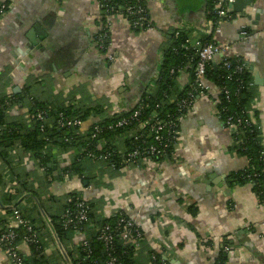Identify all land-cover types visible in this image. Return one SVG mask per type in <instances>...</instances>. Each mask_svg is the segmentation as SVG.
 I'll return each mask as SVG.
<instances>
[{"label":"crops","instance_id":"0c3cea01","mask_svg":"<svg viewBox=\"0 0 264 264\" xmlns=\"http://www.w3.org/2000/svg\"><path fill=\"white\" fill-rule=\"evenodd\" d=\"M6 2L8 10L0 17V95L20 94L31 87L29 96L52 106L75 98L86 105L99 103L109 114L129 109L153 86L160 49L171 30H189L193 38L210 32L203 17L205 0L199 1L196 14L184 11L181 16L171 12L170 0H150V16L157 29L135 35L113 19L109 49L115 61L107 74L99 67L91 72L86 69L97 66L99 55L91 43L100 30L95 0H0ZM246 14L250 20L238 14L240 21L236 15L224 22L213 40L230 45L231 53L241 55L251 71L249 108L259 113L264 146V0H254ZM33 27L37 37H43L42 43L45 38L42 49L26 48L25 35ZM63 51L69 57L76 56L77 65L58 64ZM52 53L54 60H49ZM188 79L183 72L177 83L184 86ZM217 95L211 86L181 119L176 159L172 161L143 159L137 167L113 172L101 161L87 160L82 163L85 179H80L67 176L63 170L75 151L63 154L58 159L62 165H54L53 174L46 175L29 154L14 147L10 153L12 174L27 182L30 191L20 200L17 212L36 221L46 246V264H67L62 248L76 256L74 247L82 236L71 234L61 248L49 224V217L58 214L65 198L74 192L93 205L98 219L122 212L134 222L142 234L136 264H153L148 259L150 251L164 252L170 264H212L223 237L235 247L228 252L225 264H264L263 208L250 184L227 186L228 176L245 168L247 161L232 150L231 130L216 116ZM27 97L23 106L11 109L7 121L30 123ZM3 182L0 194L9 191L10 176ZM191 206L197 209L194 215L188 211ZM0 214L5 215L4 211ZM10 225L17 226L14 221ZM17 248L23 257L30 258L28 245L22 242ZM0 264H10L2 251Z\"/></svg>","mask_w":264,"mask_h":264},{"label":"trees","instance_id":"16d2710c","mask_svg":"<svg viewBox=\"0 0 264 264\" xmlns=\"http://www.w3.org/2000/svg\"><path fill=\"white\" fill-rule=\"evenodd\" d=\"M96 1L101 5L98 9L99 20L97 21L101 31L106 30L108 24L105 7L113 6L116 9L117 6H124L127 2L131 6H140L145 9L142 26L129 29L133 34L139 35L151 27L157 29L151 20L148 13L150 10L144 0ZM210 1H205L203 15L208 26H211L217 19ZM4 4L6 6L3 12L7 11L9 6L8 2ZM114 12L108 16H114ZM128 18L130 21L136 19L133 16H128ZM106 34L103 39L105 47L109 45L111 36L108 32ZM99 35L102 36L104 33L100 32L97 36ZM167 36L165 44L160 49L161 60L157 75L153 80V86L140 94L131 108L121 110V112L109 114L108 109L103 108L99 103L86 105L75 98L68 101L67 104L47 105L29 96L31 87L20 94L0 95V188L5 186L3 178L7 176H10L13 185L12 191L6 190L0 194V213L1 211L5 213L4 216L0 214V233L14 221L13 212L18 211L20 200L30 192L26 188L27 182H20L12 174L10 153L16 146L29 154L31 161L42 168L46 175L53 174L54 165L57 167L62 165L58 163V159L63 154L75 151L72 161L64 165L63 170L67 172V176H76L80 179H85L82 163L87 160L101 161L109 170L117 172L123 167H137L143 159L160 163L168 161L174 156L180 121L190 111L195 100L205 93H201L195 83L198 56L189 45V41L193 39L191 31L174 29ZM199 40L205 42L208 37L204 34L199 37ZM94 41H96L95 37ZM95 45L97 48V44ZM100 53L104 54L105 52ZM226 62L230 64L229 67L225 66ZM236 62L232 59L209 62L205 66L204 77L218 90L216 112H220L218 118L223 122V126L227 128L224 122L228 118L237 124V129L231 132L232 150L247 161L245 168L232 172L228 176L227 186L231 188L232 186L250 184L258 204L262 205L264 203V146L258 126L259 113L257 110L249 113L252 102L251 71L246 63L241 71H236ZM183 72L189 75V79L184 86H180L177 83V78ZM25 97L29 102V116L34 115L37 111L46 112L49 124L45 125L43 130L40 129L39 123L32 119L29 120V124L7 121L11 109L23 106L22 102ZM183 100H186L187 104L190 103L185 109H182ZM135 112H138V115L132 118ZM154 114H156L155 119L160 121L164 127L159 133L161 136L159 143L155 141V133L150 129V126L155 123V119L152 117ZM60 118L78 119L83 125L89 120H94V122L88 124L85 129L82 128L83 125L81 127H60L57 125ZM123 120L126 123L119 125ZM142 123L147 125H144L143 129H138ZM149 146L155 147V151L145 155V148ZM135 151H138L139 154L135 159H132L130 154ZM106 155L107 158H104ZM33 195L35 196V194ZM75 197L82 199L79 193L69 194L63 201L61 211L49 217L51 230L60 247H63L68 241V237L73 234L71 230L63 229L61 215L69 205L68 199ZM87 204L90 209L89 225L94 227L113 226L119 215H124V213L118 212L109 218L98 219L94 214L93 205ZM196 210L192 206L188 209L191 215H194ZM19 216L33 226L36 224V221L30 220L22 212L19 213ZM126 218L128 217L126 216ZM11 228L15 233L14 244L22 243L23 238L27 236L26 229L21 225L11 226ZM37 229L39 228L37 227ZM87 231L90 230L87 229ZM141 241L142 239L139 240V244ZM89 245V254L83 252L81 247L76 250V256H72L62 247L60 253L67 264H107L110 260H114V264H136V247L125 243L119 234L115 236L112 243L113 249L110 251H106L105 247L94 237L90 239ZM209 245L213 246L212 243ZM28 246L31 256L30 258L24 257V262L26 264H46V251H44L46 246L40 239V232L38 244ZM225 248H228L229 251H233L235 248L227 237H223L218 243V251L212 264H225L229 252L224 251ZM163 253L158 254L150 251L148 259L152 260L153 264L169 263L163 257ZM86 255L88 258L84 260ZM152 257L154 258L152 259Z\"/></svg>","mask_w":264,"mask_h":264},{"label":"built area","instance_id":"2783aa9c","mask_svg":"<svg viewBox=\"0 0 264 264\" xmlns=\"http://www.w3.org/2000/svg\"><path fill=\"white\" fill-rule=\"evenodd\" d=\"M62 1V0H57ZM96 4L98 6V9L101 7L99 5L98 1H96ZM144 2L147 4V7L149 9V3L150 0H144ZM211 5L214 7V11L217 15L216 21L210 26V32L207 33L208 40L205 42H200L199 37L193 38L192 41H189V45L191 48H193L198 56V63L195 70V83L197 84V87L201 93H207L211 86L213 85L208 82L205 77V66L209 62L213 61H223L232 59L236 62V71H241L245 66V61L239 54L231 53V47L230 45L224 44L220 45L217 42L213 40V37L220 32L221 26L224 22L231 21L233 18L238 14L231 13L230 5L233 3V0H211ZM0 6V14L3 13V10L6 6V4L1 3ZM106 9V19H108V24L106 26V30L101 31V28L98 33L103 32L104 35L97 34L94 36L96 41L95 44H97V49L99 52L104 51V59L107 63L112 64L115 61V54L110 52L109 46H104L103 39L106 37V32L111 34V25L112 20L117 19L120 22L124 23L128 26V28H136L142 26V22L144 21L145 17V9L141 8L140 6H131L127 2L124 6H117L116 9L113 6L105 7ZM115 11V15L109 17L108 15H111V12ZM150 15V11L148 12ZM128 16H133L136 19L133 21H130ZM151 27L149 30H152ZM93 37V39H94ZM106 49V50H105ZM241 62V63H239ZM226 67H229L230 64L228 62L225 63ZM218 91V90H217ZM190 103L187 104L186 100L182 101V109H185L187 106H189ZM255 110H251L249 108V113L251 114ZM121 112V110L116 111ZM138 115V112H135L132 116V118H135ZM216 116H220V112H216ZM28 119L35 120L39 123L40 129L43 130L45 125L49 124V119L47 118L45 111H37L34 115L29 116L27 115ZM153 119H155L156 114H154ZM126 123L125 120H123L119 125ZM225 125L227 129L231 130L233 132L237 129V124L233 123L230 118H228L225 122ZM57 125L60 127H81L83 124L78 119H63L60 118L57 121ZM144 125H147L146 123H142L138 126V129H143ZM163 125L160 121L155 119V123H153L150 126V129L153 130L155 133V141L161 142V136L159 133L163 130ZM155 151V147L149 146L145 148V155L152 154ZM176 151V150H175ZM139 154L138 151H135L134 153L130 154V157L132 159H135ZM104 158H107V155L104 156ZM175 154L170 159L175 160ZM147 161H150L149 159H146ZM151 162V161H150ZM112 166V165H111ZM113 167V166H112ZM9 191L13 190V185L10 184ZM67 207L64 209L61 219H62V227L65 230H71L74 234H78L82 236V240L80 241L79 245L74 247V252L76 253L78 250V247H81V250L87 254H89V241L92 237L96 238L97 241H99L106 249V251L112 250V243L116 235H120L121 239L127 243L130 244L132 247H137L139 244V240L142 239V234L139 230V228L134 224V222L126 218V215L120 214L117 221L114 223V225H103L101 227H94L92 225H89V206L87 202L84 199L81 198H70L68 199ZM261 208H263L264 211V203L262 205H259ZM13 218L14 222L17 225H21L26 229L27 236L23 238V243L26 245L30 244H38L39 240V229L34 225L29 224L27 221L20 218L19 213L17 211L13 212ZM264 222V221H263ZM90 230V231H87ZM90 232H93L92 234ZM15 241V233L12 230L11 226L8 225L7 228L0 233V251L5 255L7 260L10 264H26L24 262V257L19 252L17 246L14 244ZM45 251V250H44ZM224 251L228 252V248H225ZM88 256L86 255L84 260H86ZM154 257H152L153 259ZM152 262V260H150ZM107 264H114V260H110L107 262ZM162 264H170L167 262H163Z\"/></svg>","mask_w":264,"mask_h":264},{"label":"water","instance_id":"95a60500","mask_svg":"<svg viewBox=\"0 0 264 264\" xmlns=\"http://www.w3.org/2000/svg\"><path fill=\"white\" fill-rule=\"evenodd\" d=\"M253 1L254 0H233V3L230 5L231 8V13L233 14H244L245 18L250 20L251 17L246 14V10L250 8L251 6L253 7ZM36 27H33L29 31L28 34L25 35V39L27 40L26 48L29 50H33V48L36 49H42L44 48L45 38L43 39L42 43V38L39 34L37 37V33L35 32ZM45 42V43H44ZM255 83H257V76L255 77Z\"/></svg>","mask_w":264,"mask_h":264},{"label":"flooded vegetation","instance_id":"af4514ba","mask_svg":"<svg viewBox=\"0 0 264 264\" xmlns=\"http://www.w3.org/2000/svg\"><path fill=\"white\" fill-rule=\"evenodd\" d=\"M206 1V0H205ZM205 4V3H204ZM206 5V4H205ZM8 10V9H7ZM7 11H5V12H3L2 14H1V16H3L5 13H6ZM94 46H95V48H96V45H95V43L92 41L91 42ZM91 44V45H92ZM96 50H97V52H98V54L99 55H97V66H92V65H90L89 66V68L88 69H86V70H88V71H98V67L99 68H102V71H103V73H105V74H107L108 73V71H109V67L112 65V64H110V63H107L106 62V60L104 61V55L103 54H101L99 51H98V49L96 48ZM53 54L54 53H52V56H51V58H49V60H54V57L55 56H53ZM75 57L76 56H74L73 54L71 55V57H69V56H67L65 53H64V51L63 52H61L60 54H59V56H58V59H57V62H58V64H60V63H62L64 66H67V67H73L74 65H77V61H74L75 60Z\"/></svg>","mask_w":264,"mask_h":264},{"label":"rangeland","instance_id":"374dc122","mask_svg":"<svg viewBox=\"0 0 264 264\" xmlns=\"http://www.w3.org/2000/svg\"><path fill=\"white\" fill-rule=\"evenodd\" d=\"M199 1L200 0H170V4H173L171 12L176 16H181L180 14L184 11H187L190 15L196 14ZM239 19L240 16L238 15L236 20L238 21ZM9 115L8 117H10Z\"/></svg>","mask_w":264,"mask_h":264}]
</instances>
